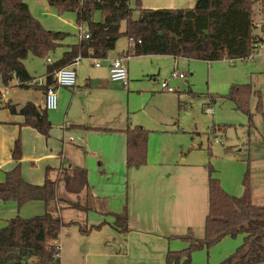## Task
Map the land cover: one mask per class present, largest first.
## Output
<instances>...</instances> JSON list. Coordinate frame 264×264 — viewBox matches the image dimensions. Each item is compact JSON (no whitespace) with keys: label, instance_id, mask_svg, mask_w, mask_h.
<instances>
[{"label":"rangeland","instance_id":"obj_1","mask_svg":"<svg viewBox=\"0 0 264 264\" xmlns=\"http://www.w3.org/2000/svg\"><path fill=\"white\" fill-rule=\"evenodd\" d=\"M129 1L133 8L136 7L137 0ZM23 2L46 30L68 34L63 42L65 45L79 43L80 28L88 31L86 24L77 22L76 14H59L47 0ZM259 6L254 7V12ZM135 17H138L137 13ZM93 21H101L99 12L93 14ZM128 44V39L122 36L110 55L120 56ZM65 50V47L58 48L50 60L57 61ZM106 63L101 61L100 64ZM46 65L47 60L33 56L25 61V67L33 77L45 75ZM126 65L129 71L127 87L112 84L106 73L101 75L100 86L91 96L92 115H101L105 120L96 121L103 124L122 112L126 127L140 126L150 131L147 163L138 169H129L123 157V164L104 166L89 153L90 166L86 168L97 197V210L83 213L56 203L49 207L67 224L59 236L61 264H167L169 250L186 248L184 242L170 236L182 235L189 227L197 238L204 236L210 171L221 184L223 180L224 184L234 187L237 169L246 162L251 181L255 179L256 183L260 176V182L264 181V117L256 111L257 100L250 102L253 126L249 127L248 116L234 109L232 102L220 98L233 84H251L260 90L264 110V58L234 63L223 59L209 64L184 58L175 61L170 56H139L130 57ZM76 69L79 78L85 77L75 88L79 92H86V84L96 79L91 76L93 72L103 70L95 67L90 59L79 61ZM174 71L184 74L186 79L173 78ZM165 81L174 92L163 91L161 84ZM0 93L7 96L5 100L0 99V158L12 161V150L19 140L22 176L27 181L39 176L42 181L46 177L55 179L57 170L41 159L42 146L25 140L19 128L15 134V125L11 122L21 118L11 115L7 109V105L24 106L29 101L42 104V93L34 88L19 87L17 80L6 86L1 77ZM75 101L81 102L79 98ZM67 107L58 100V108L48 110L54 124L52 130L65 126ZM75 108L76 104L72 106L71 114ZM208 109L212 110L211 114ZM96 136V143L111 144L118 140L107 132ZM47 144L44 141L43 147ZM47 147L50 152L51 146ZM6 173V168L0 166V182H5ZM158 178L157 185L153 180ZM65 197L75 201L74 195L66 194ZM119 208L123 213L127 212L129 218L131 231L125 236L107 224L91 233L82 232L93 225L111 221L104 213ZM223 240L210 249L194 252L190 264H225L228 255L225 251L234 252L242 245L243 236Z\"/></svg>","mask_w":264,"mask_h":264},{"label":"trees","instance_id":"obj_2","mask_svg":"<svg viewBox=\"0 0 264 264\" xmlns=\"http://www.w3.org/2000/svg\"><path fill=\"white\" fill-rule=\"evenodd\" d=\"M47 2L59 14H76L77 22L88 26L90 38L65 45L63 42L68 34L46 30L31 15L23 0H0V77L4 85L17 80L20 87L31 86L33 79L25 61L33 56L47 60V83L44 86L47 89L54 85L55 73L73 65L77 58L106 60L122 36L129 42L126 51L129 58L171 56L207 63L248 56L262 40L256 33L254 7H264V0H197L193 7L183 9H148L143 7L142 0H137L134 8L129 0ZM95 12L100 13L101 21H93ZM136 13L138 17H135ZM60 47H65V52L60 59L49 64L48 59ZM220 98L232 102L236 110L247 115L249 127L253 126L252 99L257 100L256 111L264 117L262 94L251 84H233ZM7 109L11 115L24 118L21 125L33 128L46 140L50 138L53 126L45 108L39 109L29 102L22 107L7 105ZM125 134L127 167L138 169L145 166L150 131L136 126L128 127ZM12 157L15 165L6 173L5 182L0 183V200L14 202L19 208L40 201L47 209L44 214L29 218L16 216L0 229V264H61L59 236L67 224L49 207L56 203L83 213L95 211L97 198L91 191L88 171L80 166H65L56 180L46 177L42 185H34L22 176L19 140L15 142ZM242 185V196L230 195L210 171L204 236L197 238L191 228L182 235L170 236L184 242L186 248L168 251L167 264H190L194 252L210 249L227 237L238 236L244 237L243 245L225 260V264L264 263V205L253 203L249 170ZM60 186L66 194L74 195L76 201L61 197ZM107 215L114 217L111 226L119 234L126 235L131 231L127 212ZM103 225L105 223L82 232L91 233Z\"/></svg>","mask_w":264,"mask_h":264},{"label":"crops","instance_id":"obj_3","mask_svg":"<svg viewBox=\"0 0 264 264\" xmlns=\"http://www.w3.org/2000/svg\"><path fill=\"white\" fill-rule=\"evenodd\" d=\"M196 1L197 0H142V5L144 8H148V9H170V8L171 9H183V8L193 7ZM263 14H264V7L260 5L255 10L254 21H255V26H256V33L260 34L264 38V17H262ZM260 24H262L261 27L258 26ZM128 47H129V44H128ZM127 49L120 56L109 55V57L106 60H103V61H106L107 63L105 65L100 64V67H97V68H103V70H98L91 74V76H93L96 79H94V81L91 84L89 83L86 84V86L88 87L86 92L84 91L79 92V90H75V88H56V92L58 94V100H60V104L64 108L65 106L68 105L67 107L68 111L64 117L63 123L65 126L61 129H57L56 131L51 130L52 136H50L48 140L44 139V137L41 134H39L36 130H34L33 128L21 125V123H23L24 121V118L22 116L13 115V116H17L21 118V120H16V121L11 122V124L15 125V127H13V131L15 132V134L17 132L16 131L17 128H19L21 129V133L24 136L25 140L31 141L33 145H36L37 143H39V145L42 146V149L44 150L43 156L41 157V159L45 161L44 164H51L54 167L53 169L57 170V176L55 179H52V180H56L58 178V175L61 169L65 166H80L84 168L89 167L90 166V161L88 158L89 153H92L94 156H96L100 160V162H102V165L104 166H110L112 164H121V163L123 164V157L127 159V143H126L127 136L125 134V130H127L128 127L124 125L122 112H118L114 116L112 121L108 120V121H105L106 123L102 124V123L97 122L96 120L100 121L101 119L102 120H105V119L101 115H98V114L92 115V108H91L92 92L94 91V89L100 86L101 75L106 73V76L109 82H111L112 84H116V85L118 84V85L123 86L122 84H119V83H113L110 80L109 66H110V62L114 60L115 58L126 56ZM172 58L175 61L178 60L177 58H174V57ZM53 62L54 61L51 60L49 64L50 63L52 64ZM46 72H47V67H46ZM128 74H129V71H128ZM31 77L33 80L38 79V78H46L47 73L40 77L39 76L38 77L31 76ZM84 78H85L84 76L81 78L78 77V82L84 81ZM89 79L91 78L89 77ZM184 79H186V76ZM77 87H79V83ZM21 88H25V89L34 88L36 90H40V92L42 93V104L41 103L36 104L31 101L29 102L33 103L39 109H44L45 93H46V89L44 86L31 85L28 87H21ZM254 89L259 90L257 89V87H255ZM77 98L80 99L81 101L80 104L75 101ZM74 104H76V108H75L74 113L71 114V109ZM15 106L22 107L23 105H15ZM239 118L243 120L242 117L239 116ZM244 121L246 122V120ZM52 126H54L53 123H52ZM106 132L113 135L115 139H118L117 142H114L111 144L96 143L94 140V138L97 137L96 135L103 134ZM44 141L48 143L45 148L43 147ZM47 146H51L50 152H48ZM28 147H32V146L28 145ZM59 157L61 161H59ZM21 164H22V161H21ZM14 165H15L14 160L11 161L10 158L3 160L0 158V166L3 168H6L7 172L12 170L14 168ZM246 170H247V164L245 162V164L243 163V166H240L237 169L236 184L234 187L230 186L229 184L228 185L224 184L222 180V184H223L222 187L224 188V190L228 192L230 195H233L236 197L242 196L244 192L242 180L244 178ZM88 177H89V174H88ZM260 178L257 180L256 183L254 182L255 179H252L251 187H252L253 203L256 205L262 206L260 204L261 202H264V181L260 182L261 181ZM45 179L46 178H44V181ZM44 181H42V179L39 176L37 179L30 177L27 182L34 184V185H42ZM153 182L157 184L159 182V178L157 180H153ZM155 184H154V188H156L158 185V184L157 185ZM90 187H91V191L93 195L95 196L93 187L91 185ZM62 189L63 187L60 186L59 195L60 196L64 195L63 198H66L65 197L66 194L64 191L62 192ZM75 201H76V197H75ZM46 209L47 207L45 203L40 202V201L29 202L25 204L24 206H22L21 208H19L14 202H3L0 200V229L6 225L8 220L16 216H21L25 218V217L34 216V215L35 216L42 215L45 213ZM66 209H69V208H66ZM107 213H110V211L105 212L104 214L107 215ZM111 213L122 214L123 211H121L120 208L112 209ZM109 217H111V221H105L104 223L111 226V224L114 222V217H112L111 215H109ZM93 226H98V225H93ZM112 229L114 228L112 227ZM226 239L227 238H225L223 241H226ZM243 242H244V237H243L242 245H243ZM238 248H236V250ZM169 251H172V250H169ZM173 251H180V250H173ZM225 252L226 254H228L227 258L234 253L230 250H227Z\"/></svg>","mask_w":264,"mask_h":264},{"label":"built area","instance_id":"obj_4","mask_svg":"<svg viewBox=\"0 0 264 264\" xmlns=\"http://www.w3.org/2000/svg\"><path fill=\"white\" fill-rule=\"evenodd\" d=\"M259 27L262 26V24L258 25ZM260 35V34H259ZM90 38L89 31L84 30L83 28H80V40H88ZM260 38L262 40L255 46V48L252 50V52L245 57L239 58V59H232L230 60L231 63H234L236 61H247V60H253L256 57L264 58V38L260 35ZM88 59L92 60L94 62L95 67H100V62L103 60L95 59L93 57H89ZM81 58H77L76 62L67 67H63L59 69L55 75H54V85L50 86L46 89L45 93V103L44 108L48 111H53L58 108V94L56 92V88H76L78 85V72L76 69V66L78 65L79 61H81ZM129 60V57H120L115 58L110 62L109 66V77L110 80L113 83H119L122 84L124 87H127L129 84V74L126 66V62ZM48 62H51L50 59H48ZM173 78H179L184 79L185 75L181 73H172ZM31 85L33 86H45L46 85V78H38L31 82ZM162 89L167 92H174V89L172 87H169V84L167 81L163 82L161 84ZM3 100L7 99V96H1ZM207 112L209 114L212 113L211 109H208Z\"/></svg>","mask_w":264,"mask_h":264}]
</instances>
